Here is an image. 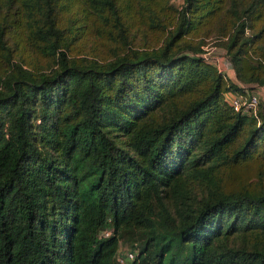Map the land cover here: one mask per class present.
Listing matches in <instances>:
<instances>
[{
  "label": "trees",
  "instance_id": "1",
  "mask_svg": "<svg viewBox=\"0 0 264 264\" xmlns=\"http://www.w3.org/2000/svg\"><path fill=\"white\" fill-rule=\"evenodd\" d=\"M71 1L108 57L71 55ZM131 1L0 0V264H264V99H226L264 88V0L215 36L235 81L183 40L222 0ZM132 5L159 44L129 46Z\"/></svg>",
  "mask_w": 264,
  "mask_h": 264
},
{
  "label": "rangeland",
  "instance_id": "2",
  "mask_svg": "<svg viewBox=\"0 0 264 264\" xmlns=\"http://www.w3.org/2000/svg\"><path fill=\"white\" fill-rule=\"evenodd\" d=\"M128 1L131 0H121ZM240 0H237V2ZM183 0H153V7L158 12L165 22H170L174 19V9L180 10ZM231 0H222L220 3L219 11L203 26L197 25V31L187 34L183 40L189 41L192 44L200 43V49L203 51L202 55L207 57L208 61L213 63L220 71L228 75L233 81L234 72L230 67L229 61L225 58L224 49L221 46L222 41L225 38L215 37L221 31H225L229 28L230 22L233 19V15L230 12ZM71 7V8H70ZM132 11V27H131V39L129 46H148L152 44H159L161 33L158 31L149 30L141 22L142 12L138 11L134 5L131 6ZM68 11H64L60 16V26L64 27L70 25L72 29L78 31L79 38L75 42L74 46L71 47V55L75 57H95L103 59L108 57V43L105 39L95 31L92 22L94 21L91 16L84 15L77 7L74 6L71 1ZM14 7H11L10 15L13 14ZM98 25V23H96ZM203 30H207L209 37L203 38ZM145 41L143 42V40ZM24 52H27L24 51ZM41 65H45V59H38ZM261 88V87H260ZM260 98L259 101L264 99V90L259 89L258 91ZM254 165V164H253ZM237 177L232 176L233 181H252L255 179V170L250 164L237 166ZM235 185V183L233 184ZM123 244H120V250H127Z\"/></svg>",
  "mask_w": 264,
  "mask_h": 264
},
{
  "label": "built area",
  "instance_id": "3",
  "mask_svg": "<svg viewBox=\"0 0 264 264\" xmlns=\"http://www.w3.org/2000/svg\"><path fill=\"white\" fill-rule=\"evenodd\" d=\"M204 58V55H201ZM260 87H255L252 89H246L244 87V93L233 95V96H227V102L232 107L234 111H239L242 114L246 115H255L256 108L259 102L260 95L258 93ZM133 260V254L130 251H122L118 250V253L116 255V262L117 264H130V262Z\"/></svg>",
  "mask_w": 264,
  "mask_h": 264
},
{
  "label": "crops",
  "instance_id": "4",
  "mask_svg": "<svg viewBox=\"0 0 264 264\" xmlns=\"http://www.w3.org/2000/svg\"><path fill=\"white\" fill-rule=\"evenodd\" d=\"M228 76V75H227ZM230 78V77H229ZM231 79V78H230ZM232 80V79H231Z\"/></svg>",
  "mask_w": 264,
  "mask_h": 264
}]
</instances>
